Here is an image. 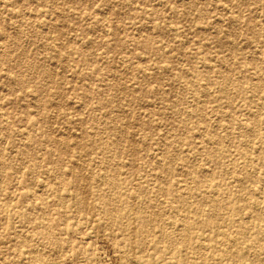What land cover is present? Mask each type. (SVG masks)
Masks as SVG:
<instances>
[{
    "label": "rangeland",
    "instance_id": "obj_1",
    "mask_svg": "<svg viewBox=\"0 0 264 264\" xmlns=\"http://www.w3.org/2000/svg\"><path fill=\"white\" fill-rule=\"evenodd\" d=\"M182 224L264 264V0H0V264H178Z\"/></svg>",
    "mask_w": 264,
    "mask_h": 264
},
{
    "label": "bare ground",
    "instance_id": "obj_2",
    "mask_svg": "<svg viewBox=\"0 0 264 264\" xmlns=\"http://www.w3.org/2000/svg\"><path fill=\"white\" fill-rule=\"evenodd\" d=\"M66 57V56H65ZM47 76V75H46ZM5 119V118H4ZM7 121V120H6ZM78 184V183H77ZM205 191V190H204ZM69 195V194H68ZM73 196V195H72ZM261 203V202H260ZM80 205V204H79ZM189 205V204H188ZM260 208V207H259ZM242 216V215H241ZM241 219H243V218H241ZM241 222L243 223V221L241 220ZM247 222H249V221H247ZM170 225V224H169ZM179 228V227H178ZM189 228V226H187L186 224H182V225H180V229L181 230H183V232H182V235H180L179 236V230H175L174 232H172V233H168V232H163V231H160L159 232V234H158V236L161 238V239H163V240H166V242L168 241V242H173L172 243V245L171 246H168V247H170L169 249H172V250H169V252L171 253V254H175L176 256V258H177V262H178V264H179V250H181L180 251V254L183 256V257H187L188 258V254H190V253H194L195 251H194V249H192V248H190V247H188V244H190V242H189V237L187 236V234H186V231H188V230H186V229H188ZM189 232V231H188ZM185 234V235H184ZM203 236V235H202ZM224 237H225V241H224V243L225 244H229L230 242H229V238H232L230 235H229V237L227 236V235H224ZM160 239V241H163V240H161ZM233 240L234 239H232V241L231 242H233ZM236 241H234L233 242V245L232 246H236V244H234ZM149 243V242H148ZM153 243V242H152ZM160 244H162V243H160ZM168 244V243H167ZM166 244V245H167ZM194 244V243H193ZM206 244V243H205ZM179 246H181L180 247V249H179ZM168 247H166V248H168ZM192 247V246H191ZM194 247H195V245H194ZM237 249V248H236ZM202 250V249H201ZM230 250H232V248L230 249ZM164 251L166 252V249H164ZM208 251V250H207ZM237 251V250H236ZM176 252V253H175ZM215 252H219V251H215ZM235 252V251H234ZM168 253V252H167ZM236 253V252H235ZM125 255V254H124ZM123 255V256H124ZM154 256H153V258H151L150 259V257H148L147 259H144L143 257H140V258H134V259H132L131 260V263L132 264H167L168 263V261H170V258L168 257V256H170L169 254H164V252H163V255H155V254H153ZM168 255V256H167ZM191 255V254H190ZM192 255H194V254H192ZM172 256V255H171ZM194 257H196V258H198L199 260H204L203 261V263L202 264H209V261L211 262V263H216V259H212L211 257H208V256H206L204 253H202V254H199V255H194ZM129 258H131V257H129ZM211 258V259H210ZM129 260V259H128ZM151 262H153V263H151ZM200 262V261H199ZM191 264H194L193 262L191 263Z\"/></svg>",
    "mask_w": 264,
    "mask_h": 264
}]
</instances>
